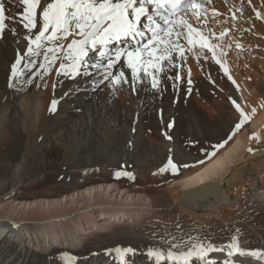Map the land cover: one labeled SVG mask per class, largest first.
<instances>
[{"label": "rangeland", "instance_id": "374dc122", "mask_svg": "<svg viewBox=\"0 0 264 264\" xmlns=\"http://www.w3.org/2000/svg\"><path fill=\"white\" fill-rule=\"evenodd\" d=\"M213 5L219 7L221 12L219 13L213 9L212 4H209L205 17L206 23L203 21L202 14L196 15L191 9L179 13V17L186 20L204 37L208 35L206 25L210 29V35L213 36H219L220 32L226 29L224 37L229 47L227 44V50L218 49L219 57H227L229 64L238 65L239 79L237 82L248 91L254 90V103L264 106L263 86H257L259 78L262 76L260 64H264V50L257 44H261L264 48V39L247 34V31L242 29L245 28L243 25L234 24L232 22L233 13L223 0H214ZM19 8L23 11L24 7L17 4L5 8V24L9 26L12 35L3 37L0 43V137L2 134L7 136L6 139H0V141H5L8 144L2 151L4 159L0 158V196L2 192L11 191L12 188L17 191L18 195L27 197L38 194H58L63 189L72 190L80 183H82L80 186H85L92 183L95 185L111 183L110 181H112L120 189L143 195L145 201L147 199L151 201L153 209L142 215L141 220L139 218L140 221L135 222L137 220L135 219V223L126 221L107 230L81 231V237L79 236L82 239L81 243L76 246L69 245L70 243L64 246L56 245L54 248L51 247L52 251L49 255L34 247H27L22 242L12 240L11 246L0 250V264H66V261L61 258L63 253L76 257L75 264H120L118 254L109 251L117 247H130L135 250L134 253L126 254L127 264H145L150 260L145 257L149 248L159 249L165 253L171 249L173 252L179 253L187 251L193 243H198L211 244L216 249L223 247V251L228 253L227 241L232 240L234 236H237L238 248L245 256L256 252L259 247L262 248L260 238L249 228L254 227V231L256 230L264 239V216L248 212L247 222L250 226L241 223L239 218L227 220L226 223L221 224L204 213L192 211L182 205L179 202V192L181 191L172 190L168 183L169 180L176 178V176L167 174L168 171L173 170L168 166L169 159L177 165L178 170H183V173L178 176L182 177L204 165L213 158L215 153L229 146L234 138L240 135L242 127L238 131L235 129L238 120L240 121V114L233 103L235 92L228 88L227 77L221 72L219 63L215 61L208 49H201L197 43L191 45L193 49L188 51L189 45L186 44V40H183L182 36L179 38L173 36L172 41L178 40L183 46L184 56L181 58L179 53L174 51L171 56V64L167 60L162 61L165 65L160 66L162 71L156 72L155 69L148 68V71L152 72L159 81L158 87L153 88L152 77L146 75L143 69L138 71V78L133 80L132 70L127 67L126 57H122V60L116 63L112 69L104 67L108 62V56H113L115 49L123 48L124 45L121 42L131 43L133 42L131 38H123L121 42L109 44L104 49L108 52V56L104 58L99 57V46L95 51L90 50L88 57L85 58L87 63L80 66L77 75H73L68 67L60 68L61 63L67 66L71 61L66 62L59 53L54 62L51 60L50 63V59L45 61L44 53L47 48H58V45L42 41L44 50L41 49L40 53L43 51V54L41 53L38 58L37 76H26L27 81H17L9 87L7 80L12 76V65L28 49L29 43L26 36L19 32H13V27L24 29L18 14ZM247 9L249 18L246 21L250 20L249 22L255 23L254 9L248 7ZM8 10H12L13 13H9ZM209 19L211 20L209 21ZM41 24L39 23L35 31L41 29ZM141 24L149 25V22L145 17H142L140 27ZM143 26L141 30L146 33L148 28H143ZM180 30L187 32V28L183 25L180 26ZM228 33L234 34L236 37L240 34L242 43L240 39L236 44L235 38ZM29 36L33 38L35 34L31 33ZM150 37L151 32L147 38H139L141 45L147 43ZM239 37L237 38L239 39ZM195 38L198 40L199 36H195ZM212 42H215L214 45L216 43L220 45V42L214 38ZM2 45L5 46V49L2 48ZM238 45H242V48ZM253 47H257V49H252ZM56 52H60L59 48ZM50 55L51 53H48V56ZM142 58L148 59L147 54L145 53ZM29 59L35 60L33 57ZM94 63H100L101 68H93L91 65ZM42 64L44 67H40ZM22 65L21 62L17 66L18 71ZM119 65L126 75L127 83L122 81L120 84L114 85L111 77L105 79V75L107 72L112 73L114 68ZM236 65L233 67L232 73L236 71ZM27 66L33 67L34 63H29L28 60ZM32 70L26 71L25 74L27 75ZM38 71L41 73L40 78ZM49 71L51 75L44 78L49 74ZM85 71L89 74L85 75ZM30 74L35 75L36 73ZM96 75L100 78L97 88L108 90L110 84L109 93L118 105L113 106L112 102H110L111 105L106 103L107 105H103V108L98 106L101 111L97 107H95L96 111L95 108L87 105L85 99L90 98L91 89L86 87L84 80L95 78ZM177 76L180 79H175ZM189 80H191V84ZM21 84H23L22 92L19 89ZM33 84L38 87V90H51L57 104L54 111H48L43 132L37 138L33 137L35 146L31 152H27L24 156L25 139L21 138V134L17 139H14V124L18 123L14 107L18 103V99L29 91ZM136 87L141 89V94L136 90ZM5 89L7 92L18 95L14 98L4 99L3 91ZM95 91L91 90V92ZM98 98L99 96L96 95L94 99ZM74 105L82 107L75 112L72 109ZM51 106L52 104H50ZM83 113L89 116H86L87 120H84L83 127L78 128L76 116ZM23 120L25 123L29 122L27 117L20 118V123L17 125L20 133ZM27 130L31 129L27 127ZM64 137L68 138L67 147L65 144H61ZM31 139L32 137H30ZM220 145L223 146L220 147ZM53 147L58 149L57 152L48 154V150L52 151ZM39 152L45 153L42 157L39 156L35 159V154ZM22 160L24 162L21 168L19 167L20 180L17 183L15 173L18 172V167L16 165L20 164ZM161 168L166 170L160 172ZM250 168L251 165L249 170L252 171L253 169ZM118 171L132 173L134 179L126 175L117 178L115 174ZM243 178L244 169H240L236 172L234 180L240 184ZM110 195L106 197L110 199ZM79 206L80 204L77 205V207ZM100 206L102 207L95 205L96 208H110V204ZM71 208L74 207L70 206L69 209ZM258 211L260 212V210ZM203 214L204 216H202ZM237 217H241V215ZM7 229L13 231L14 227L9 226ZM4 232L6 233L5 228H0V238ZM8 235L7 233L9 239H6V243L12 239V236ZM172 245H178V247L172 248ZM261 253L263 254V252H259V254ZM208 256L205 259V264L208 262L219 264L220 257L213 261V257L209 253ZM192 260H194V264H199L196 262V258ZM169 262L164 260L160 264Z\"/></svg>", "mask_w": 264, "mask_h": 264}, {"label": "bare ground", "instance_id": "6f19581e", "mask_svg": "<svg viewBox=\"0 0 264 264\" xmlns=\"http://www.w3.org/2000/svg\"><path fill=\"white\" fill-rule=\"evenodd\" d=\"M213 1L214 0H191L192 3L198 4L201 6L198 8H191V10L194 13H196V15L202 14L204 16L203 21L204 23H206L205 17L207 14V10L209 8V4H212L213 9H215L219 13L221 12V9L219 7H216L215 5H213ZM223 1L224 3L228 5V7H230L233 13L232 22L234 24L243 25V27L245 28H242V29L246 30L247 34L254 35L255 37H262L264 39V0H235L236 2L234 0H223ZM3 3H4L5 8L13 7L19 4V0H3ZM44 6H45V0H41V4L38 6V9H37V17H36L37 27L35 29L29 32L25 28L23 29V28L13 27V29L15 30L13 32H19L26 37H28L31 33L35 35L38 34L39 30L37 31L35 30L38 28L39 23H42L40 13L42 12ZM247 7L250 9L251 8L254 9L255 16H256V19H254L255 23L249 22L250 20L246 21V19L249 18L247 17V15H249ZM8 11L11 14L13 13L12 10H8ZM21 12L23 11L19 8L18 14L20 15V18L24 24L26 21H23V14H20ZM149 12L150 14H152L151 8H149ZM156 19L158 23L162 24V21H160L158 17H156ZM210 20L211 19H209V21ZM143 24H141V27L143 26ZM7 27H8V30H6ZM138 27L141 29L139 25ZM149 27H152V26H149ZM143 28H146L145 25L143 26ZM206 28H207L208 35L205 36V38H207V41L209 44L214 46L215 61L216 62L217 60L220 61L219 63V66L221 68L220 70H222L221 72L227 77L229 81L228 88H230L231 90L235 92L234 94L235 102L240 105L243 111L246 114H248L251 117V119L242 126L240 130V135L234 138L233 142L229 144V146L215 153L212 159H210L208 162H206L204 165H202L201 167H199L192 173H188L182 177H178L181 173H183V170L176 169V170L168 171L167 174L169 176H173V177L176 176V178L169 180L168 183L171 185L170 187L172 190L178 189L179 191H183L184 189H187V188H193L199 184H202L210 180L224 185L227 191V195L230 197L227 203L222 204V203L215 202L214 200L211 199V197L208 198V201L204 206L199 207L197 209H191L188 205H184L181 202L180 203L190 208L192 211H196L201 214L204 213L206 216L212 217L214 220L221 222V224L226 223L227 220H233V219L239 218L241 223H244L250 226L249 223L247 222L248 212L253 213V214L257 213L261 216H264V106L262 104L256 105L254 103V95H255L254 90L248 91L244 89L237 82V80L239 79L237 75L238 68H239L238 65L229 64L227 57H223V58L219 57L218 49L227 50L226 46L228 42L226 44L225 37H224L226 35V29L221 31L219 36H213V35H210V29L207 25H206ZM228 31L229 30H227V32ZM50 32L51 30H49L48 33L50 34ZM229 32L232 33L231 31ZM149 33L150 31L149 29H147L145 33L146 35L141 39L147 38V35ZM222 33L224 35H221ZM237 33H240V32H237ZM237 33L235 34L237 35ZM11 35H12V32L10 31L9 26L8 25L6 26L5 24V28L3 32L0 33V43L3 37H8V36L11 37ZM229 35L231 36L232 34H229ZM232 36L236 40L235 43L238 44L237 41H240L241 39L240 34H239L240 37L237 36L239 37V39L236 36H234V34ZM34 38L35 36L32 39ZM74 38L80 39L81 37L70 35L66 39L57 40V41H48V42L51 44L55 43L57 45H63V49L62 50L59 49L60 52H56L55 55L58 57L61 54L62 59L66 60L65 56L68 52L67 45L71 43L72 39ZM213 38L217 40V42H220L219 44L221 46L218 45V43L214 45L215 42H212ZM137 39H139V37ZM230 42H233V41H230ZM240 42L242 43V39ZM121 43H123L124 49L125 48L128 49L130 48V46H133V45L135 47H139L138 45H135L134 41L131 43L128 41L126 42L124 41ZM186 44H187V41H186ZM42 45H43V42H42ZM257 45L261 49L264 50L261 44H257ZM28 47H29V43L27 45V48ZM32 47L35 50L34 44L32 45ZM161 47H163V45H161ZM190 47L191 45H189V48ZM228 47H229V44H228ZM2 48L5 49V46L2 45ZM43 48L44 46H42L41 49ZM191 49L193 48L191 47ZM252 49H257V47H253ZM210 52L209 53L213 56V52L212 51ZM26 53H27V50H25L23 54L21 55V57H23V59L21 60L23 65L18 71L19 75L15 78L11 76L7 80L9 87H11L12 83H15L17 81H20V82L27 81L26 76L27 77H30L32 75L37 76L36 67L38 65L39 55L33 56V58H35L34 66L29 67V66H25L27 65V62L29 60V57L25 55ZM41 53L43 54V51ZM58 53L59 55H57ZM52 55L53 54L51 53V55L49 56L50 63H51ZM66 62H69V60H66ZM235 65H236V71L232 73L233 67H235ZM160 66L162 67L165 66L162 61H160ZM260 67L262 69V76L259 78L260 80L258 79L259 84H257V86L262 85L263 86L262 90H263L264 89V64H260ZM120 68H121V65L114 68L112 73L114 72L113 74L119 75V73L123 71ZM31 69L33 70L26 75L25 72ZM211 70L213 71L214 69H211ZM30 73H36V74L34 75ZM40 74L41 73L38 71L39 78H40ZM50 75H51V72L49 71V74L44 78H47ZM125 78H126V75H125ZM88 79L89 80L87 79L84 80V84L86 85V87H88L92 91H95V90L96 91L91 92L90 90L89 92L90 98L87 97L88 99H85L87 105H90V107L92 108L97 107L98 110H99L98 106L102 107L106 103L111 105L110 102H112L113 106L118 105V103L116 104L115 100L113 99V97H111L109 93V90L111 87L110 84L108 85V90L105 88L99 89V87L97 88V86L99 85L98 84L99 79H100L99 76L96 75L95 78H88ZM38 84L40 86L39 82ZM22 88H23V84L19 86L20 92H22L21 91ZM136 90L140 94L142 93L139 87H136ZM16 95L18 94H14L9 91L7 92L6 89L3 91L4 99L8 97L14 98ZM96 95L99 96L98 99H94ZM53 100H54V93L51 90L50 91L38 90V87L35 84H33L31 89L25 92L18 99V103L14 107V109L16 110V116H18V119H17L18 123L14 124V128H15L14 139H17L19 134H21L22 136L21 138L25 139L26 143L25 145H23L24 156L27 154V152L28 153L31 152L32 148L35 146L34 144L35 140L33 139V137L37 138L43 132V127L45 125L44 122L47 121L46 118H48L47 117L48 111L51 108L50 104H52L51 102ZM81 107H82L81 105H74L73 108L72 107L71 108L75 112H77L78 108H81ZM253 108L255 109L254 114L252 111ZM86 111L87 110H85V112ZM84 113L82 115L76 116V120L78 121V128L83 127L86 116H89ZM73 115H75V113H73ZM22 116H23V119L27 117L29 119V122L25 123L24 120L22 121L21 133H20L19 128H17V125H19L20 118ZM238 123H239V120H238ZM87 126H88V123H87ZM27 127L30 128L31 130L28 131ZM253 134H258L259 138L257 139L253 137ZM6 137H7L6 134H2L0 139H6ZM30 137H32L31 140H30ZM250 137H253V138H250ZM67 141H68V138L64 137L61 140V144L62 145L65 144V147H67L66 145ZM7 146L8 144L5 141H0V158L2 159H4V156H3L4 154L2 151ZM55 148L53 147L52 151L48 150L49 151L48 154L51 155L54 151L57 152L58 149L57 148L55 149ZM249 149H251V151H249ZM44 153L39 152L35 154V159L36 157H39V156L42 157ZM24 160H22L20 164L16 165L18 167L17 168L18 172L15 173L17 183L20 180L19 167L21 168ZM250 165H251L250 169H253L252 171L249 170ZM240 169H244V178L240 181V184H237L238 182L234 180V176L236 172H238ZM2 174L3 173H1V175ZM110 182L111 183H100L96 185L92 183V184L85 185V186H80L82 185V183H80L79 186L73 188L72 190L68 188L63 189L62 192L58 194H54V195L38 194L36 196L25 197V196L18 195L17 191H14V188H12L11 191L8 190V192H2L0 196V228H5L6 233L4 232L0 238V241H2L0 243L1 245L0 250H2V248H5L6 246H11L12 244L11 242L12 240H14L19 243L22 242L23 245H26L27 247H34L37 250H41L46 255H49L50 252L52 251L51 247L54 248L56 247V245L64 246L70 243L69 245L76 246L78 243H81L82 242V239H80L81 231L87 232L88 230L90 232L93 230L95 231V229L107 230L110 227L118 225L122 222H126V221L134 222L135 219H137L135 220V222H138L141 220L142 215L148 213L149 210L153 209L150 204L151 201L148 199L145 201L144 196L140 195V193L136 194L135 192H131L130 190L120 189L116 187L112 183V181ZM216 192H218L217 196L219 198L225 197L224 193H222L221 191H216ZM109 194H111L110 199L106 197ZM78 204H80L79 207H77ZM109 204H110L109 209H102V208L95 207V205L98 207H102L100 205H109ZM68 205L69 207L73 206L74 208L69 209ZM258 210H260V212ZM242 213H245V214H242ZM204 214L202 216H204ZM239 215H241V217H237ZM230 216H233V217L229 219L228 217ZM226 225H230V224H226ZM9 226H13L14 230L11 231L10 229H7ZM249 229L252 230L260 238V244L262 245V248L259 247V249L256 250V252L258 253L263 252V254L261 253L258 256H253V255L245 256V254H241V251H234L233 255L229 256L228 253H225V251L223 250H220V251L216 250V251L209 253V255L213 257V261H215L217 257H220L221 260L219 264H225L226 262H228V264L229 263L231 264H264V239L263 237L260 236V234L256 230L254 231V227L249 228ZM7 233L9 234L8 236H12V239L10 242L6 243V239H9L7 237ZM211 234L215 236L213 233ZM204 237L206 238V236ZM231 242H232L231 239L228 240L226 245H229ZM204 245L207 246L206 244ZM227 250L229 249L227 248ZM211 253L213 254L211 255ZM148 261L149 262H145V264H148V263L155 264L154 258ZM196 262H198L199 264H205V260L196 261ZM168 264H176V262H169ZM191 264H194V260L191 261Z\"/></svg>", "mask_w": 264, "mask_h": 264}, {"label": "snow or ice", "instance_id": "6c2138e0", "mask_svg": "<svg viewBox=\"0 0 264 264\" xmlns=\"http://www.w3.org/2000/svg\"><path fill=\"white\" fill-rule=\"evenodd\" d=\"M19 4L24 6L23 21L26 22L23 24V27L31 32L37 27V8L41 4V0H19ZM148 6H151L152 14H150ZM198 7L201 6L192 3L191 0H45V6L40 13L42 27L34 39L30 36L25 37L29 40V47L25 55L29 58L40 55V49L43 46L42 41L62 40L70 35L79 36L81 37L80 39L74 38L67 45L68 52L65 59L71 61V63L67 66L63 63L60 64L61 69L68 67L71 69L73 75H77L79 74L80 66L87 63L85 58L88 57L89 51L97 50L98 46L100 48L99 57L104 58L108 56V52L104 49L109 44L119 42L123 38H131L135 42V45H141V39L137 38H143L145 33L141 31L138 25L141 22V18L146 17L149 25H152V27L145 25L151 32V37L148 38L147 43H143L140 47L133 45L128 49H115L113 56H108V62L104 67L106 69H112L122 57H126L127 67L132 70L133 80L138 78V71L143 69L146 75L152 77V87L157 88L159 81L152 72L148 71V68L151 67L156 72L162 71L160 61L167 60L171 64V56L174 51L178 52L181 58L184 56L183 46L180 45L178 40L173 42L171 39L173 36L177 38L182 36L188 45L199 43L201 49L207 48L209 51H212L213 58L215 59L214 46L209 44L207 38L200 35L198 30L193 28L191 24L179 17V13L187 12L188 9ZM156 17L162 21V24L157 22ZM5 20V6L3 0H0V33L5 28ZM181 25L187 28L186 33L180 30ZM49 30H51L50 34L45 35ZM13 31L15 30L13 29ZM194 34L195 36H199L198 40ZM221 35L224 34L222 33ZM33 44L35 45V50L32 47ZM58 48L62 50L63 45H58ZM58 48L48 47L44 53L45 61H49L48 53H52L51 60L54 62L58 58L55 55ZM191 50V48L188 49V51ZM145 53L148 57L146 60L142 58ZM22 59L23 57H19L12 65L13 78L19 75L17 66L21 63ZM29 63H34V61L29 59ZM217 63H220V61L217 60ZM91 66L99 69L102 65L100 63H94ZM40 67H44V65L42 64ZM84 74L87 75L89 73L85 71ZM109 77H111L114 84H120L122 81L127 83L123 71L119 75L107 72L105 79ZM175 79L178 80L180 77L177 76ZM189 83L191 84V80H189ZM233 103L240 114V121L235 126V129L238 131L251 117L243 111L239 104L235 101ZM56 104L57 101L54 100L50 111L55 110ZM252 111L254 114L255 109L253 108ZM253 137L259 138L258 134H253ZM222 146L220 145V147ZM168 166L173 170L177 169V165L171 159L168 161ZM184 167H187V165H184ZM165 170V168L159 169L160 172H164ZM115 175L117 178L121 175H126L134 179L132 173L128 172L118 171ZM176 247L178 245H172V248ZM226 247L229 249V256H232L234 251H241L238 248L235 236L232 238V242ZM216 250H223V247L216 249L211 244L205 247L203 244L193 243L187 251H181L179 253H175L171 249L165 253L159 249L154 250L149 248L147 257L149 259L154 258L155 264H160L164 260L176 262V264H191L193 258H196L197 261H204L208 253ZM109 251H114L118 254L120 264H127L126 254L134 253L135 250L130 247H117ZM241 254H243L242 251ZM250 254L253 256L259 255L258 252H252ZM61 258L66 261V264H75L76 261V257L68 253H63ZM208 264H212V262H208Z\"/></svg>", "mask_w": 264, "mask_h": 264}, {"label": "water", "instance_id": "95a60500", "mask_svg": "<svg viewBox=\"0 0 264 264\" xmlns=\"http://www.w3.org/2000/svg\"><path fill=\"white\" fill-rule=\"evenodd\" d=\"M216 191H221L224 193L225 197L219 198L217 196L218 192ZM209 197H211V199L215 202L222 204L227 203L230 199L224 185L210 180L193 188H187L181 191L179 202L184 205H188L191 209H197L204 206Z\"/></svg>", "mask_w": 264, "mask_h": 264}]
</instances>
